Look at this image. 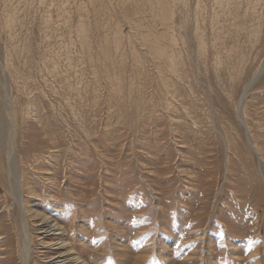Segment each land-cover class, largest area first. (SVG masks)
<instances>
[{"label": "rangeland", "instance_id": "rangeland-1", "mask_svg": "<svg viewBox=\"0 0 264 264\" xmlns=\"http://www.w3.org/2000/svg\"><path fill=\"white\" fill-rule=\"evenodd\" d=\"M0 65L29 264H264V0H0Z\"/></svg>", "mask_w": 264, "mask_h": 264}, {"label": "bare ground", "instance_id": "bare-ground-1", "mask_svg": "<svg viewBox=\"0 0 264 264\" xmlns=\"http://www.w3.org/2000/svg\"><path fill=\"white\" fill-rule=\"evenodd\" d=\"M0 67L2 68V66L0 65ZM263 69H264V65H263ZM252 83V82H251ZM0 86L2 89H4L5 91V99L3 101H1V93H0V108H4L6 111L5 113V121L4 119H2V115L0 116L2 120H0V138L2 140V145H1V149L3 154L5 155L6 161H7V169H6V173H7V178L10 181V185L12 188V194L15 196V199L17 201L18 204V208L20 211V218H21V225H20V232H19V242H20V249H21V254H20V264H29V256H30V251H31V235L29 232V218L31 217V210H28L25 206V204L23 203V199H22V194H23V186H22V182L19 176V172L15 163V146H16V140H15V130H14V118L15 115L13 114L12 110H11V100L9 98L8 92H7V88L6 85L1 84L0 81ZM249 86V85H247ZM246 86L245 91L248 89V87ZM2 106V107H1ZM241 106H242V97L240 98V100L238 101L237 104V113H238V117L240 122L244 125V122L240 116V112H241ZM1 111V109H0ZM4 122L6 124V128L7 131L4 132L3 131V126H4ZM245 126V125H244ZM249 139V138H248ZM249 144L251 146V148H253V150L255 151L254 148V144L251 143V141L249 140ZM53 226H57L56 223L51 224ZM51 227V226H50ZM60 226H57V229H60ZM67 245V244H64ZM75 259V258H74ZM73 262V261H72ZM65 263V262H63ZM74 263V262H73ZM74 264H85L83 261H79V262H75Z\"/></svg>", "mask_w": 264, "mask_h": 264}]
</instances>
